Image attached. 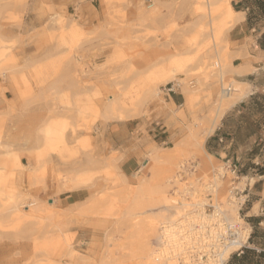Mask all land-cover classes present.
I'll use <instances>...</instances> for the list:
<instances>
[{
    "label": "rangeland",
    "instance_id": "rangeland-1",
    "mask_svg": "<svg viewBox=\"0 0 264 264\" xmlns=\"http://www.w3.org/2000/svg\"><path fill=\"white\" fill-rule=\"evenodd\" d=\"M89 1L0 0V99L10 83L22 106L0 117V264H137L159 246L148 223L178 217L139 194L154 150L172 146L183 167L172 196L190 186L200 210L207 193L214 206V174L218 202H237L244 221L250 177L235 180L225 158L212 156V168L196 145L222 93L224 114L246 96L230 64L236 23L223 24L220 0H98L102 22L86 28L77 12ZM172 76L182 106L162 92ZM127 120L139 125L135 143L105 149L103 130Z\"/></svg>",
    "mask_w": 264,
    "mask_h": 264
},
{
    "label": "crops",
    "instance_id": "crops-1",
    "mask_svg": "<svg viewBox=\"0 0 264 264\" xmlns=\"http://www.w3.org/2000/svg\"><path fill=\"white\" fill-rule=\"evenodd\" d=\"M96 1L90 0L78 9L81 24L86 28H94L102 22L99 7L94 5ZM231 6L241 16L228 33L230 64L235 71L234 79L246 96L222 116L206 138L204 148L213 157L236 163L238 176L240 173L250 177L242 192L245 199L242 215L250 235L239 255L232 254L225 264H264V0H234ZM5 87L6 92L0 99V117L13 112L18 114L22 108L14 99L13 85L7 83ZM166 100L168 105L182 106L185 96L180 88ZM138 128L132 120L107 127L102 132L106 143L103 147L121 151L127 142L131 147Z\"/></svg>",
    "mask_w": 264,
    "mask_h": 264
},
{
    "label": "bare ground",
    "instance_id": "bare-ground-1",
    "mask_svg": "<svg viewBox=\"0 0 264 264\" xmlns=\"http://www.w3.org/2000/svg\"><path fill=\"white\" fill-rule=\"evenodd\" d=\"M219 5L220 7L218 10V14L221 17L223 24L228 25V28H231L235 23L239 21V16L241 15L234 11L232 6L230 5V0H220ZM172 80L174 81L180 79H177L176 76H172L171 81ZM243 95L241 97H243ZM224 97L226 99L228 98L226 93H222L221 98L219 99V101H217L216 108L211 115L210 125L208 126L206 132L199 140H196L197 147L202 150L205 160L209 165H211L212 168H214L215 161L212 156L205 151L203 144L205 138L213 133L216 125L218 124L219 120L222 118L226 110L227 103L223 100ZM173 150L174 146L167 149L154 150L153 155L148 160V166H150L149 168L152 173L151 181L153 182L148 186L142 184L139 187V194L141 195V197H145L143 200L145 201L146 206H150L152 203H155L156 205L165 208V211L174 210L177 213L178 217L174 216L173 218L172 216L170 220L165 221L166 219H164V215L162 213L154 217V219L148 223V230L151 233V236H154L158 240L159 246L155 249L151 244L148 243L146 247L142 248L137 253V264H177L176 255L180 250H182V248H184L185 245H191V241L196 237L197 233L196 231H194V227H192V224L196 222L200 225V228L203 232V234L201 233L202 235H204L206 232L205 227H209L210 235L213 237L216 235L217 231H214V229L211 228L214 223H218V232L223 231L221 221L222 218L225 222L238 225L239 227L238 238L236 242L228 244L221 251L220 261H225L228 259L232 251L240 247L246 241L249 235L248 232L250 228L239 217V205L237 202H225V206H221V204L218 202L220 184L214 174L211 178V182L205 185V187H208L212 191L215 198V204L214 206L212 205L215 208L214 213L211 215H206L204 210H198V213L196 215L191 216L188 222L186 221L187 219L185 217V212L187 211V209L191 210V204H189L184 198L183 200L178 201V198L173 197L170 193V188H173V186H171L170 184L179 183V176L177 175L175 170H183V167L179 165V163L174 159L172 155ZM153 161L157 163L161 162L164 164V166L159 170L152 164ZM242 179H245V177H242ZM234 189L231 190L230 194H232ZM182 192H185L192 199H194L193 190L190 191L189 188L185 186L183 187ZM182 192L175 191L174 195L177 196L178 194H180L178 195V197H180ZM198 205L201 206L199 203ZM27 206L30 207L33 206V204ZM13 208L18 211L19 214H23L25 212L23 211L24 206L22 207L23 212L20 210V208L16 209L17 205H14ZM142 214H144V212L137 213L136 215ZM24 217L25 216H23V218ZM192 218L193 220H191ZM161 219H163V221L159 222ZM179 219L181 221L177 222ZM184 224H187L188 226H184ZM68 253L71 257L73 256V250H71L70 248L67 251V254Z\"/></svg>",
    "mask_w": 264,
    "mask_h": 264
},
{
    "label": "built area",
    "instance_id": "built-area-1",
    "mask_svg": "<svg viewBox=\"0 0 264 264\" xmlns=\"http://www.w3.org/2000/svg\"><path fill=\"white\" fill-rule=\"evenodd\" d=\"M180 89V83L177 81H172L166 84L162 88V92L164 94V97H169L171 94H173L176 90ZM229 172L235 180L239 178L238 171L236 167H228ZM181 180V175H180ZM212 185V184H210ZM187 188H190V186H187ZM232 195L236 200H239V190L234 189L232 192ZM183 198L191 204V210H188L185 212L186 221L188 222L191 216L196 215L198 210L201 208L199 207L198 203L199 200L196 198L193 200L189 195H187L185 192H182L181 196L178 201L183 200ZM245 200V199H244ZM177 201V202H178ZM206 204L203 206L204 211L207 214H212L214 212V207L212 206L213 200L212 195L210 193L206 194ZM244 203V202H243ZM183 220V219H182ZM193 220V218L191 219ZM181 221L180 219L177 221ZM222 221V227L223 231L218 232V223H214L211 228L216 231L215 236L210 235L209 227H205V234H203L200 225L198 223H193L192 227H194V231H196V237L191 241V245H185L182 250L179 251V253L176 255L177 264H225L227 260L220 261V254L221 251L230 243L236 242L238 238V232L239 227L235 224H229L221 219ZM184 226H188L187 224H184ZM188 229V228H187ZM202 233V234H201ZM250 235V232H249ZM249 235L246 239V241L238 247L234 252H232L229 257L232 254L239 255L240 251L244 248L246 242L248 241ZM228 257V258H229Z\"/></svg>",
    "mask_w": 264,
    "mask_h": 264
},
{
    "label": "trees",
    "instance_id": "trees-1",
    "mask_svg": "<svg viewBox=\"0 0 264 264\" xmlns=\"http://www.w3.org/2000/svg\"><path fill=\"white\" fill-rule=\"evenodd\" d=\"M206 149H207V151H208L209 153H211V149H210V147H208V146H207V148H206ZM241 173H244V172H243V171H241Z\"/></svg>",
    "mask_w": 264,
    "mask_h": 264
}]
</instances>
